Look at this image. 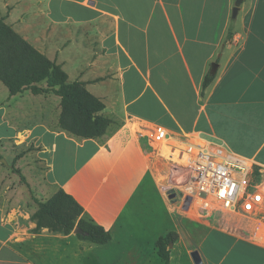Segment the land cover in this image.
I'll use <instances>...</instances> for the list:
<instances>
[{
  "label": "crops",
  "instance_id": "0c3cea01",
  "mask_svg": "<svg viewBox=\"0 0 264 264\" xmlns=\"http://www.w3.org/2000/svg\"><path fill=\"white\" fill-rule=\"evenodd\" d=\"M236 1L0 0V17L111 119L103 137L82 139L59 129L58 96L0 85V148L37 160L31 189H62L112 236L97 245L36 230L28 212L0 202V264H162L156 242L170 232V264H194V251L204 264H264L258 219L170 207L164 183L177 170L145 134L199 133L264 166V0H242L234 18Z\"/></svg>",
  "mask_w": 264,
  "mask_h": 264
},
{
  "label": "trees",
  "instance_id": "16d2710c",
  "mask_svg": "<svg viewBox=\"0 0 264 264\" xmlns=\"http://www.w3.org/2000/svg\"><path fill=\"white\" fill-rule=\"evenodd\" d=\"M213 80L214 76L208 74L203 88ZM0 81L10 96L27 91L33 95L58 96L61 108L58 127L73 136L98 139L106 134L111 124V119L103 114L104 104L86 89L85 84L71 82L61 65L40 53L6 23L4 17H0ZM12 170L25 180L14 164ZM32 199L37 206L31 215L36 230L46 228L53 233L70 235L80 228L82 233L76 235L79 240L97 245L112 240L110 232L89 219L79 203L62 189L47 200H39L33 195ZM176 239L177 235L170 232L156 242L162 264H170L168 246Z\"/></svg>",
  "mask_w": 264,
  "mask_h": 264
},
{
  "label": "built area",
  "instance_id": "2783aa9c",
  "mask_svg": "<svg viewBox=\"0 0 264 264\" xmlns=\"http://www.w3.org/2000/svg\"><path fill=\"white\" fill-rule=\"evenodd\" d=\"M155 159L171 170L188 172L185 184L164 183L171 208L190 216L232 212L264 224V166L254 159L230 152L199 133L183 136L152 129Z\"/></svg>",
  "mask_w": 264,
  "mask_h": 264
},
{
  "label": "rangeland",
  "instance_id": "374dc122",
  "mask_svg": "<svg viewBox=\"0 0 264 264\" xmlns=\"http://www.w3.org/2000/svg\"><path fill=\"white\" fill-rule=\"evenodd\" d=\"M0 85L6 87L1 81ZM145 134L151 137L152 144L154 143L156 146L158 145L151 129L145 131ZM16 156L19 160L15 162V167L22 171V175L25 180H22V178L12 170L13 159ZM3 160L5 163H3ZM37 163V160L27 156L26 154H21L19 150L14 149V147L10 145L4 150H1L0 148V202L5 205L7 209L17 208L32 215L37 207L32 199V195L39 200H45L48 198L49 193L40 192V194L36 189L32 190L28 185V181L32 182L35 178L33 175L35 168L44 170L41 166L38 167ZM40 175L41 173L39 172L36 177L38 182L43 183ZM188 177V172H180L179 170L175 171L172 176L173 181L178 184H185ZM179 180L181 181L180 183L177 182ZM158 181H161V179L159 178Z\"/></svg>",
  "mask_w": 264,
  "mask_h": 264
},
{
  "label": "water",
  "instance_id": "95a60500",
  "mask_svg": "<svg viewBox=\"0 0 264 264\" xmlns=\"http://www.w3.org/2000/svg\"><path fill=\"white\" fill-rule=\"evenodd\" d=\"M241 3H242V0H237L236 3H235V7L233 9V17L234 18H236L237 14H238V11H239ZM216 69H217V65H214L213 69H212V72L215 73ZM73 233L74 234H79V233H82V231H81L80 228H76ZM172 245L173 244L171 243L170 247H172ZM191 258H192V261H193L194 264H204L200 254L197 251H194V252L191 253Z\"/></svg>",
  "mask_w": 264,
  "mask_h": 264
}]
</instances>
